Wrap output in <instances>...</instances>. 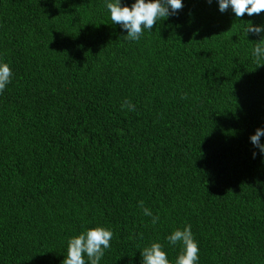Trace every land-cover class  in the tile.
I'll use <instances>...</instances> for the list:
<instances>
[{"label": "trees", "instance_id": "16d2710c", "mask_svg": "<svg viewBox=\"0 0 264 264\" xmlns=\"http://www.w3.org/2000/svg\"><path fill=\"white\" fill-rule=\"evenodd\" d=\"M182 3L131 41L105 0H0V264H62L97 224L99 264H141L152 241L175 264L186 224L197 264H264V32H244L264 12Z\"/></svg>", "mask_w": 264, "mask_h": 264}, {"label": "clouds", "instance_id": "9594fccd", "mask_svg": "<svg viewBox=\"0 0 264 264\" xmlns=\"http://www.w3.org/2000/svg\"><path fill=\"white\" fill-rule=\"evenodd\" d=\"M211 3V0H208ZM106 8L110 13L111 22L119 24L126 30V39L137 41L143 35L145 29L151 31L161 20L170 15H175L183 8L182 0H135L131 6L122 4L121 0H105ZM219 10L224 12L231 7L237 18L247 13L249 16L264 12V0H218ZM244 32L260 34L264 27L253 25L251 22L244 28ZM252 56L257 66L264 63V36L256 41ZM12 80V70L7 62L0 60V92ZM184 98V97H182ZM122 109L135 111V105L130 100L121 104ZM264 136V128H257L254 134L250 135L252 144L259 148L264 154V143L260 137ZM253 152V157H255ZM138 207L143 215L151 217L152 224L159 221V216L144 205L143 201L138 202ZM113 231L104 225L97 224L94 227H86L79 234L67 239L66 255L62 264H99L104 256L105 250L111 248ZM171 245L180 244L181 249L175 258V264H197L199 260V246L194 239L191 225H185L182 229H174L167 237ZM142 257L141 264H170L163 245L158 241H152L140 249Z\"/></svg>", "mask_w": 264, "mask_h": 264}]
</instances>
